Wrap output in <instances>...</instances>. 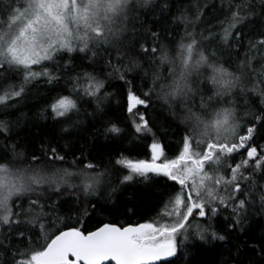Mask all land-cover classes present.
<instances>
[{
	"label": "snow or ice",
	"instance_id": "6c2138e0",
	"mask_svg": "<svg viewBox=\"0 0 264 264\" xmlns=\"http://www.w3.org/2000/svg\"><path fill=\"white\" fill-rule=\"evenodd\" d=\"M156 7L161 12L170 11V2L0 0V84L16 78L10 73L19 78L18 84L9 83L0 90V109L13 107L27 88L42 78L48 84L60 80L44 62L67 53L70 57L64 65L67 70L71 67V54L79 52L91 61L108 54L106 65L111 69L108 76L126 85L127 113L133 118L137 133L152 131L145 115H137L136 110L138 106L150 107L153 95L163 105L179 107L186 113L181 121L186 125L185 134L174 157H167L164 145L153 140L149 145L150 160L121 157L114 164L109 161L113 169L119 166L127 171L121 184L135 176L147 180L150 173L171 182L170 189L162 194L160 211L149 222L127 226L104 223L87 233L78 227L61 230L57 225L60 218H52L56 207L44 202L45 193L49 196L60 193L68 177L79 175L85 203L91 205L83 213L87 219L95 211V204L88 197L97 195L108 170L99 171L100 165L87 163L78 173L67 168L45 172L43 168L32 167L41 163V157L36 155H32L25 167L13 168L7 159L0 163V229H7L0 236V264H104L105 261L153 264L161 258L177 256L180 246L191 237L205 242L225 241V235L202 223L214 219L222 210L230 209L231 215L225 218L232 221L229 231L238 226L243 230L249 207L257 201L259 211L264 212V184L254 179L257 172L264 175V145L253 143L258 127L264 125V31L253 37L251 30L248 33L238 30L258 16L264 17V0H227V5L221 0L219 13L223 19L215 17L216 24L207 21V36L204 31L197 33L195 28L205 23L208 10H215L216 4L193 0L183 7L178 5L179 15L172 22L184 24L179 40L169 33V44H163L160 33L151 32L152 47L142 44L137 52L135 38L127 45L124 39L131 21L139 20L138 15L132 14L139 9L154 11ZM192 10L194 14L190 18ZM132 28L135 37L136 25L132 24ZM245 36L249 37L247 41ZM170 45H174V54ZM138 56L148 58L147 68ZM33 66H40V70H33ZM165 66H168L166 74ZM138 71L143 72L142 83L148 81L147 91L140 94L134 82L127 79L129 73ZM82 81L87 82L86 87H81ZM68 82L73 86L70 92L94 100L97 111L103 110L111 96L104 92L105 79L94 73L70 75ZM205 84H210L211 89L204 88ZM208 91L211 94L205 99ZM249 95L260 98L259 115L250 112L241 115L237 97ZM197 108L199 111H194ZM47 110L53 119H59L78 113L79 107L73 96L59 95L52 99ZM248 119L255 122L245 127L244 121ZM107 131L119 133L120 129L112 125ZM10 133V122L0 120V135L5 137L0 152L11 153L12 161L23 163L27 159L25 153L16 151L18 145L7 143ZM236 154L243 158L233 164L231 160ZM44 158L50 164L66 160L56 147L45 149ZM76 163L74 157L73 164ZM248 169L252 174L244 175ZM88 170L95 171V175ZM24 200L27 208L23 206ZM76 207L78 210L79 203ZM13 240L18 245L15 248ZM261 252L264 253V248Z\"/></svg>",
	"mask_w": 264,
	"mask_h": 264
},
{
	"label": "trees",
	"instance_id": "16d2710c",
	"mask_svg": "<svg viewBox=\"0 0 264 264\" xmlns=\"http://www.w3.org/2000/svg\"><path fill=\"white\" fill-rule=\"evenodd\" d=\"M169 2L170 11L161 12L160 8L156 7L154 11L139 9L133 13V16H139V20L133 19L128 25V35L124 38L125 44L127 45L128 41L135 38L137 52L142 44L151 48L153 45L151 32H159L160 42L163 44H169L167 38L169 33L179 40L184 32V24H174L173 17L179 15L178 5L183 7L185 4L192 3L193 0H169ZM205 2L217 6L215 10L210 8L204 18L205 23L199 24L195 28L197 33L204 31V35L207 36L208 32L205 31L208 27L207 21L211 20L213 24H216L215 17L220 16L223 19V16L219 13L221 0H200L201 4ZM225 5H227V0H225ZM257 11H259V5H257ZM193 14L194 10L189 12L190 18ZM132 24H135L137 29L135 37L132 34ZM188 30L193 31V28L189 27ZM238 30L244 33L251 30L252 36L255 37L257 33L264 31V17L258 16ZM213 31L220 32L221 29L213 28ZM247 39L249 37L245 36V41ZM212 46H215V41ZM170 47L173 48L174 54V45H170ZM243 51L244 49L241 48V52ZM130 54L136 55V53ZM88 55L90 56L91 53ZM69 58V54L61 53L55 57L54 61L44 62L53 75L61 77L58 82L48 84L42 78L38 83L29 86L24 96L17 100L13 107H9L7 110L0 109V120L9 121L11 126L10 138L7 140L8 145H18L16 151L25 153L27 157L21 163L12 161L11 153L0 152V163L7 159L11 161L13 168L25 167L32 155H36L41 157V163L32 165V167L43 168L45 172L54 171L56 168H67L70 172L78 173L87 163L100 165L97 169L99 171L108 170L97 195L88 197L95 204V211H92L87 219L84 218L83 213L90 209L91 205L85 203L83 180L79 175L68 177L60 193L50 196L45 193L44 202H51L56 207L52 218L54 220L56 217L60 218L57 225L61 230L78 227L87 233L104 223L127 226L128 224L135 225L152 221L160 211L162 194L170 189L171 182L166 177L150 173L147 180L135 176L132 181L121 184L120 181L124 175L128 174L127 171L119 166L113 169L109 161L114 164L115 160L121 157L133 161L150 160L149 145L153 140L164 145L167 157H174L185 134L186 125L181 121L186 113L179 107L169 108L167 105H163V102L157 100L153 95L150 107L138 106L136 110L137 115L140 113L145 115L152 131L137 133L133 125V118L129 117L127 113L126 85L118 78L108 76L111 71L106 65L108 54L103 53L102 56H97L95 61H91L84 54L74 52L71 54V67L65 70L64 65ZM137 58L144 68L148 67L147 57L138 56ZM113 63L115 64V59H113ZM167 67L163 68L165 74ZM83 72L94 73L106 81L104 92L111 93V96L103 105L102 111L96 110L95 101L91 98L82 94L77 96L70 92L73 86L68 82L69 76L74 77L77 73ZM9 75L16 78L4 81L0 84V90L9 83H19L17 74L10 73ZM142 76V71L132 72L127 76V79L134 82L137 94L147 91L148 81L142 83ZM150 76L151 73L149 81ZM86 86L87 82L82 81L81 87ZM203 87L211 89L210 84H205ZM210 94L211 91H208L205 99ZM59 95H71L77 99L79 112L73 113L69 118L53 119L47 106L54 97ZM246 100L247 105H245ZM197 103H199V97H197ZM237 104L242 116L244 112L255 115L261 113L262 105L259 97L253 95L237 97ZM218 106L221 105H213V107ZM223 106H227V104ZM194 111H199V109H194ZM254 122V119L245 120V127ZM112 125L118 127L120 132H108L107 128ZM4 142L5 137L0 135V148L4 146ZM253 143L264 145V125L258 127ZM49 147H56L59 153L66 157L65 162L50 164L44 158V150ZM74 157L77 160L76 164H73ZM242 158L241 154H236L231 163L235 164ZM88 171L91 175H95V171ZM250 174H252L251 169L245 170L244 175ZM254 179L260 184H264V175L259 172L255 174ZM16 203H21V201H14V204ZM78 203L79 209L77 210ZM23 206L24 208L28 207L27 200L23 201ZM14 210L19 211L20 209L14 208ZM77 211L79 219H77ZM230 215V209L222 210L214 219L202 221L205 225L210 224L218 234L225 235V241L208 240L205 242L191 237L180 246L177 256L156 264H264V253L261 252V248H264V212L259 211L258 201L255 205H250L242 225L243 230H241V226L236 227L233 231L228 230L232 221L225 218ZM6 232V228L0 229V236ZM12 243L14 248L18 246L15 240ZM19 246L23 247V245Z\"/></svg>",
	"mask_w": 264,
	"mask_h": 264
},
{
	"label": "water",
	"instance_id": "95a60500",
	"mask_svg": "<svg viewBox=\"0 0 264 264\" xmlns=\"http://www.w3.org/2000/svg\"><path fill=\"white\" fill-rule=\"evenodd\" d=\"M171 258L172 257L161 258V260H159V261H154L153 264H156V263L161 262V261H168ZM104 264H115V261H105Z\"/></svg>",
	"mask_w": 264,
	"mask_h": 264
},
{
	"label": "rangeland",
	"instance_id": "374dc122",
	"mask_svg": "<svg viewBox=\"0 0 264 264\" xmlns=\"http://www.w3.org/2000/svg\"><path fill=\"white\" fill-rule=\"evenodd\" d=\"M33 70L39 71L40 70V66H35Z\"/></svg>",
	"mask_w": 264,
	"mask_h": 264
}]
</instances>
